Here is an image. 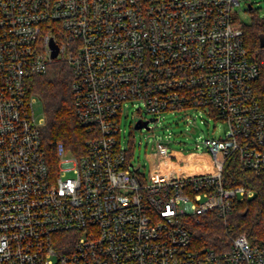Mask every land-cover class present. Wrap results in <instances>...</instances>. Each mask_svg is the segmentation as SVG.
<instances>
[{"label": "built area", "instance_id": "2783aa9c", "mask_svg": "<svg viewBox=\"0 0 264 264\" xmlns=\"http://www.w3.org/2000/svg\"><path fill=\"white\" fill-rule=\"evenodd\" d=\"M239 2L0 0V264H264V247L245 232L217 251L194 247L187 225L206 214L226 220L254 195L226 182L227 161L264 173L260 68ZM59 60L72 67L91 135L82 154L59 142L52 162L30 78ZM138 102L143 127L194 108L227 131L188 152L161 137L150 163L171 165L149 178L122 144L124 106Z\"/></svg>", "mask_w": 264, "mask_h": 264}, {"label": "trees", "instance_id": "16d2710c", "mask_svg": "<svg viewBox=\"0 0 264 264\" xmlns=\"http://www.w3.org/2000/svg\"><path fill=\"white\" fill-rule=\"evenodd\" d=\"M245 43L260 68L255 82L256 93L264 106V48L260 35L264 33V18L253 15L244 24ZM74 74L69 63L55 61L48 72L30 78V90L42 101L45 122L41 127L43 144L50 161H57V144L63 142L74 154L85 152V141L90 132L81 125L74 104L72 83ZM226 182L240 184L254 190V195L236 200L226 220L213 215H203L197 221L188 220L192 243L196 248L209 247L217 251L229 248L231 236L245 232L254 245L264 247V173L245 170L236 158L227 161Z\"/></svg>", "mask_w": 264, "mask_h": 264}, {"label": "rangeland", "instance_id": "374dc122", "mask_svg": "<svg viewBox=\"0 0 264 264\" xmlns=\"http://www.w3.org/2000/svg\"><path fill=\"white\" fill-rule=\"evenodd\" d=\"M252 4V8H249ZM239 19L244 24H249L253 15L264 18V0H240L235 6ZM138 103H127L121 118L122 144L134 150L133 162L141 164L142 170L149 178H159L169 171L170 163L160 162L158 158L155 163H150L152 155H157L156 142L161 137L170 139V150L184 149V152L193 150L196 143L203 142L209 137L225 136L226 124L215 118L209 117L200 109H182L176 111H165L160 114L158 120L149 121L148 127L136 128L135 123L139 118L137 114ZM36 114L43 117V105L40 98L35 104ZM153 115L147 114L149 119ZM196 151V150H193ZM156 169L160 171L157 174Z\"/></svg>", "mask_w": 264, "mask_h": 264}, {"label": "water", "instance_id": "95a60500", "mask_svg": "<svg viewBox=\"0 0 264 264\" xmlns=\"http://www.w3.org/2000/svg\"><path fill=\"white\" fill-rule=\"evenodd\" d=\"M249 8H252V4H249ZM51 47H52V57H56L59 52V46L58 44L54 41V39H51ZM260 47L264 48V33L260 35ZM143 126H147V121L141 122L138 121L135 125L136 128H141Z\"/></svg>", "mask_w": 264, "mask_h": 264}]
</instances>
